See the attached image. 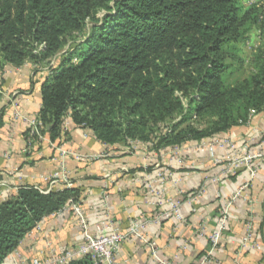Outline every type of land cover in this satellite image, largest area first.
Returning <instances> with one entry per match:
<instances>
[{"label":"trees","instance_id":"obj_1","mask_svg":"<svg viewBox=\"0 0 264 264\" xmlns=\"http://www.w3.org/2000/svg\"><path fill=\"white\" fill-rule=\"evenodd\" d=\"M0 0L1 63L48 69L36 133L71 140L65 123L110 150L161 153L227 136L264 113V0ZM259 46L246 61L253 31ZM249 66L250 73L232 83ZM264 140V137H263ZM82 190L32 186L0 202V264ZM69 264H93L89 259Z\"/></svg>","mask_w":264,"mask_h":264},{"label":"crops","instance_id":"obj_2","mask_svg":"<svg viewBox=\"0 0 264 264\" xmlns=\"http://www.w3.org/2000/svg\"><path fill=\"white\" fill-rule=\"evenodd\" d=\"M48 75V69L36 72L31 63L21 68L3 65L0 56V202L17 196L25 186L50 192L79 188L83 197L78 204L94 234L96 226L109 220L124 233L132 222L143 223L139 236L121 245L113 264H157L151 245L171 264H264V250L241 246L248 232L264 246V157L225 175L228 150L217 149L212 156L208 149L197 150L212 140L181 147L179 165L172 156L174 148L158 153L137 143L126 155L110 150L91 131L70 121L65 123L70 141L57 146L46 136L28 149L25 134L38 119ZM227 137L241 146L250 142L251 152L261 150L264 113L222 138ZM72 153L92 159L77 161ZM250 170L257 172L255 177ZM56 173L60 177L53 183ZM242 188L245 197L233 203L223 241L213 249L208 237L218 229L219 212ZM171 202H180V218L170 212ZM39 225L4 264H20L21 257L25 264L43 261L83 242L71 213Z\"/></svg>","mask_w":264,"mask_h":264},{"label":"built area","instance_id":"obj_3","mask_svg":"<svg viewBox=\"0 0 264 264\" xmlns=\"http://www.w3.org/2000/svg\"><path fill=\"white\" fill-rule=\"evenodd\" d=\"M260 0H246L245 5H253L254 3L259 2ZM253 118V117H252ZM252 118L249 120L247 124H250ZM40 121L37 119L33 121L30 130L32 133H36L38 131V128L41 127ZM249 145H251L250 142H245L244 145L241 146L240 143L234 141L231 138H217L212 140L211 142L207 144H199L197 147V150H205L208 149L211 156L215 154V151L217 149L221 150H228L231 155H229L226 159L230 161L228 165V169L225 173V175H229L233 173L235 170L239 169L241 166H250L252 161L256 158H260L264 156V143L261 147V150H258L256 152L249 151ZM240 149V150H239ZM67 152H63V155H67ZM182 149L181 147H175L172 150V156L175 158V160L178 162V164H182ZM75 157L77 161L82 160V158H86L87 161H90L92 158L89 156H81V154H71ZM256 173L254 170H250L251 177H255ZM168 176V174H167ZM60 177L59 173H56L54 175L53 183L56 182V180ZM160 177H163V174L160 175ZM68 182V181H67ZM39 190V189H38ZM244 188H242L240 191H238L231 200H228L226 204L222 207V209L219 212L218 216V229L209 235L208 239L213 247V249L218 248L222 241L224 234L226 233L228 229V221H229V215L230 211L232 209L233 203L237 200L239 197H245V195L242 193ZM41 191V190H39ZM44 194H48L50 190L41 191ZM171 210L170 212L174 213L178 218H180V202H171L170 203ZM167 212V213H170ZM64 213H71L79 223V226L81 228L82 236H83V242L67 251H65L62 254H54L49 259L40 261L39 259H33L31 264H69L74 261H81L83 259H89L93 264H113L115 255L118 252L119 248L123 243H125L128 239H131L134 236H139V230L140 227H144L143 223L138 224L137 222H132L131 226L128 230V232H121L119 228L116 227L115 223L111 220L107 221L104 226H96L94 234L90 226L88 224V221L86 220V217L84 215V212L81 208V205L78 203H74L73 201H69L66 206L58 213L50 216L55 217ZM40 229V225L37 226L36 230ZM242 249H251V250H264V246L255 243L253 241V233L248 232L246 235V238L244 239L242 243ZM150 249L152 250V256L156 259L157 264H171L165 260H162L159 258L157 254L156 248L151 245ZM20 257V256H18ZM20 264H25L24 259L19 258Z\"/></svg>","mask_w":264,"mask_h":264},{"label":"rangeland","instance_id":"obj_4","mask_svg":"<svg viewBox=\"0 0 264 264\" xmlns=\"http://www.w3.org/2000/svg\"><path fill=\"white\" fill-rule=\"evenodd\" d=\"M246 4V2H244ZM259 46V33L255 30L250 33L249 41L246 42L244 45L241 46L242 49V57L247 61L251 57V52ZM249 66L246 65L244 70L239 74H236L233 77H228V82L232 83L236 79L245 78L250 73ZM264 157V156H263ZM260 157L259 159L263 158Z\"/></svg>","mask_w":264,"mask_h":264}]
</instances>
